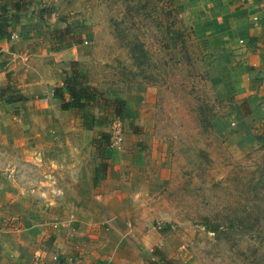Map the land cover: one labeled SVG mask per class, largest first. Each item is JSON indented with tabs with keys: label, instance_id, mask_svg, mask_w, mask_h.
Segmentation results:
<instances>
[{
	"label": "rangeland",
	"instance_id": "obj_1",
	"mask_svg": "<svg viewBox=\"0 0 264 264\" xmlns=\"http://www.w3.org/2000/svg\"><path fill=\"white\" fill-rule=\"evenodd\" d=\"M31 2L32 8L50 11L41 27L50 46L57 44L49 39L53 30H60L65 42L74 36L82 41L59 53L71 57L63 73L72 65L83 73L100 93L99 105L123 103L119 117L111 115L109 103L74 112L81 124L84 114L99 121L87 132L89 165L102 169L105 164V174L115 161L122 162L116 171L130 174V188L143 193L147 215L138 229L156 245L142 242V234L133 242L145 248L146 263L156 248L170 264H264V145L238 153L215 130L219 123L232 132L231 108L242 100L215 97L208 73L216 52L194 32L193 11L176 7L179 19L169 35L163 0ZM140 5L156 7L153 22ZM178 29L186 35L192 31L187 46L192 62L186 63L179 50ZM14 80L6 79V95L16 93ZM14 93L5 99L10 112L24 101ZM116 120L122 141L111 146ZM100 134H108L109 143L96 151L91 142ZM109 182L99 178L98 191L108 190Z\"/></svg>",
	"mask_w": 264,
	"mask_h": 264
},
{
	"label": "crops",
	"instance_id": "obj_2",
	"mask_svg": "<svg viewBox=\"0 0 264 264\" xmlns=\"http://www.w3.org/2000/svg\"><path fill=\"white\" fill-rule=\"evenodd\" d=\"M174 4L193 11L194 32L216 52L208 73L215 97L242 100L249 108L245 116L234 105L232 132L218 123L213 125L218 135L238 153L263 146L264 3ZM19 16L9 37L0 40V264H147L145 248L133 242L142 234V242L156 245L138 229L147 215L143 193L130 188V174L116 171L122 162L94 178L88 131L72 109L61 110L52 97L71 57L50 50L42 24L30 12ZM9 77L16 78V93L10 94L24 99L13 112L4 106L10 94L2 92ZM99 178L110 181L108 190L98 191ZM50 180L61 192L52 201L39 197Z\"/></svg>",
	"mask_w": 264,
	"mask_h": 264
},
{
	"label": "trees",
	"instance_id": "obj_3",
	"mask_svg": "<svg viewBox=\"0 0 264 264\" xmlns=\"http://www.w3.org/2000/svg\"><path fill=\"white\" fill-rule=\"evenodd\" d=\"M32 0H0V40L7 39L9 37V29L11 26L18 23L20 14L30 12L40 24L44 26L50 11H42V8H32ZM260 3H264V0H258ZM32 3V4H31ZM164 6L161 8V15L163 16L164 22L166 23V33L172 35L173 25L178 21V13L174 4V0H163ZM154 7V5H153ZM150 7L148 5L137 7L145 16L147 20L154 21L151 15H155L156 7ZM162 23H158V28H161ZM189 31V30H188ZM188 35L181 32L180 29L177 30L175 36L178 38V43L180 44L179 50L183 57L186 59V63L190 62L192 57H188L187 46L190 44V39L188 36L192 34V31H189ZM65 35L60 30H53L49 34L50 42H57L56 46H50V50L53 53H60L68 50L72 45H80L82 41L79 36H74L71 38L70 42H65ZM201 60V59H200ZM192 62V61H191ZM1 95V94H0ZM4 95V94H3ZM52 97L59 102V107L61 110L72 109L73 111L83 110L85 108H94L101 107L104 108V105L109 103L104 100V104L99 105L98 101L101 99L100 93L89 84L86 76L79 72L73 65L70 67V71L65 72L63 80L59 87H55L52 90ZM231 101V99H227ZM123 103L121 100H113L109 103L111 107V115L119 117L123 111ZM239 109L243 115L249 114V108L245 101H242L239 104ZM99 121L97 118L90 114L82 115V127L90 131L93 126H98ZM92 147L96 151H100L106 148L109 143L108 134H100L99 138L92 140ZM105 172V164H103L102 169H95V177L100 173L101 175ZM257 183H260V180H257ZM263 200V198H262ZM246 217L250 218V213L246 214ZM214 230L211 229L210 232ZM150 258H153V261H149L148 264H170L165 258V256L158 249L154 248L150 254Z\"/></svg>",
	"mask_w": 264,
	"mask_h": 264
},
{
	"label": "built area",
	"instance_id": "obj_4",
	"mask_svg": "<svg viewBox=\"0 0 264 264\" xmlns=\"http://www.w3.org/2000/svg\"><path fill=\"white\" fill-rule=\"evenodd\" d=\"M110 140H111V146L117 145L122 141L121 136V126L119 121H114L110 126ZM61 192L58 190V188L55 186V182L53 180L48 181L47 185L44 187V190L40 192L39 197L41 199L46 200H54L58 197H60Z\"/></svg>",
	"mask_w": 264,
	"mask_h": 264
}]
</instances>
